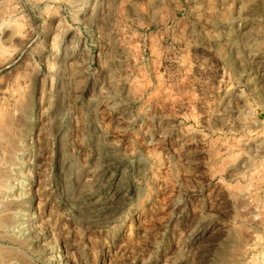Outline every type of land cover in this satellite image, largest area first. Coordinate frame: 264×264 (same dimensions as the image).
Listing matches in <instances>:
<instances>
[{
  "label": "rangeland",
  "instance_id": "1",
  "mask_svg": "<svg viewBox=\"0 0 264 264\" xmlns=\"http://www.w3.org/2000/svg\"><path fill=\"white\" fill-rule=\"evenodd\" d=\"M0 43V264H264V0H0Z\"/></svg>",
  "mask_w": 264,
  "mask_h": 264
},
{
  "label": "bare ground",
  "instance_id": "2",
  "mask_svg": "<svg viewBox=\"0 0 264 264\" xmlns=\"http://www.w3.org/2000/svg\"><path fill=\"white\" fill-rule=\"evenodd\" d=\"M1 44V43H0ZM33 209V208H32ZM33 217H34V213L32 212V214L29 216V220H31V219H33Z\"/></svg>",
  "mask_w": 264,
  "mask_h": 264
}]
</instances>
